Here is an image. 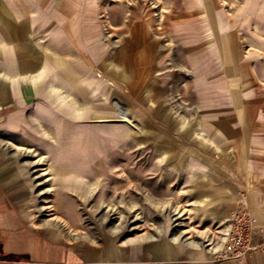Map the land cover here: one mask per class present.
I'll use <instances>...</instances> for the list:
<instances>
[{"label": "rangeland", "instance_id": "obj_1", "mask_svg": "<svg viewBox=\"0 0 264 264\" xmlns=\"http://www.w3.org/2000/svg\"><path fill=\"white\" fill-rule=\"evenodd\" d=\"M172 7L169 0H52L42 5L38 3L41 10L49 8L62 12L65 24L70 25L77 16L84 17V26L95 23L100 34L101 64L109 57L114 58L111 65L113 74L107 73V63L100 68L90 65V73H94L101 83L93 80L76 82L83 78L79 65L63 63L54 66L60 75L70 70L63 85L72 83L76 87L84 83L90 90L73 88L67 99L62 95L59 97L62 103L58 101L53 105L54 111H60V116L71 124L75 122L73 129V125L64 122L70 127L68 133L59 131L54 124L56 142L51 138L42 142L41 135L32 131L19 133L3 128L13 106L5 108V113L0 115V185L6 198L16 205L31 229L52 237L56 242L66 244L87 257L97 253L104 256L112 252L119 254L117 258L100 262L125 264L131 258L168 264H219L228 261L221 257V252L210 263L204 262L205 251L224 247L225 234L230 230L231 219L237 209L235 186L219 161V149L211 145L210 137L200 126L201 114L196 112L198 100L191 96L189 90V71L181 63L180 91L171 90L165 96V107L174 108L178 128L170 124L159 130L146 128L140 93L133 94L130 90L136 78L124 63L139 56L144 31L149 41L161 46L160 51L167 61L165 71L178 68L172 53L174 43L169 18ZM55 20L52 19L53 22ZM41 34L38 33L37 39ZM40 42L38 46L42 48L50 43L48 38ZM136 71L140 77V70ZM57 72L53 73L52 85L61 78ZM75 74L80 75L77 78ZM99 89L100 99L96 94ZM44 101L49 99L37 97L30 104ZM66 101L82 113L78 112L73 117ZM116 103L127 111V117L119 115ZM44 111L49 112L48 109ZM154 122L159 124L156 120ZM79 127H83L82 130ZM108 127L112 131H121L118 134L120 140L111 144L107 151H92L88 143L95 139L96 133ZM78 140L87 143L88 161L84 168L73 161L75 155L70 151ZM203 140L208 141L205 147L201 144ZM204 148L209 162L207 166ZM189 153L193 157L192 176L188 175L187 161H175L174 165V161H170L173 157L187 159ZM80 171L88 174L83 176ZM204 173L207 174L205 187L201 186ZM205 193L208 198L204 201ZM155 202L161 204L160 207L151 204ZM131 240L137 242L133 246L125 244ZM157 243L169 247L176 257H153L150 247ZM192 243L201 246L203 252L186 246ZM134 247H140L138 255ZM143 250L148 252V258L142 256ZM124 252L128 253V258L120 260Z\"/></svg>", "mask_w": 264, "mask_h": 264}, {"label": "crops", "instance_id": "obj_2", "mask_svg": "<svg viewBox=\"0 0 264 264\" xmlns=\"http://www.w3.org/2000/svg\"><path fill=\"white\" fill-rule=\"evenodd\" d=\"M50 1L0 0V115L5 113V108L14 107L2 127L19 133H39L42 142L47 138L56 142L55 125L59 129L61 123L67 121L60 116V111H54L53 105L58 101L62 103L59 97L64 95L67 99L73 88L89 90L84 83L76 87L72 83L63 85L62 75L52 85L53 73L57 70L59 73L54 66L79 65L83 78L76 82L101 83L90 73V65L100 68L107 63V73L111 72L112 76L111 65L115 61L109 57L101 64L100 34L95 23L84 26V17L77 16L70 25L65 24L62 12L38 8V3ZM169 1L173 3L169 15L174 43L172 53L178 68L165 71L167 61L160 51L161 46L149 41L148 36H144L147 32L142 31L139 56L124 62L136 78L130 90L133 94L140 93L146 128L160 130L170 124L178 128L174 108L165 107V96L171 90L180 91V66L183 64L187 68L191 96L198 100L196 112L201 114L200 126L210 137L211 145L218 147L219 161L234 183L235 209L245 203L258 227L253 235L254 251L242 261L228 260L219 264H264V0ZM53 18L57 20L53 22ZM38 33H43L39 39ZM45 38L50 43L39 47L38 42ZM134 67L140 70V77L138 70L133 72ZM79 75L74 76L78 78ZM96 94L100 99V89ZM37 97L49 101L31 105ZM69 107L73 117L82 113ZM42 114L44 117H39ZM155 120L161 125L154 124ZM72 125L73 129L75 122ZM79 128L77 131L83 127ZM201 144L205 147L208 141L203 140ZM190 154L187 159L173 157L170 161H174L173 165L175 161H187L188 175L192 176L193 157ZM204 154L207 166L206 148ZM56 157L59 159L58 155ZM202 178L201 186L205 187L207 174H202ZM206 198L205 193L202 200ZM189 245L195 246H186ZM195 247L203 252L201 246ZM134 248L138 255L140 247ZM222 248L205 251L204 262L210 263ZM150 249L156 258L176 257L164 244H153ZM117 256V252L107 256L97 253L90 258L31 229L0 185V264H110L100 261ZM127 256L124 252L120 260ZM142 256L148 258L149 254L144 251ZM125 264L168 263L131 258Z\"/></svg>", "mask_w": 264, "mask_h": 264}, {"label": "built area", "instance_id": "obj_3", "mask_svg": "<svg viewBox=\"0 0 264 264\" xmlns=\"http://www.w3.org/2000/svg\"><path fill=\"white\" fill-rule=\"evenodd\" d=\"M231 220L221 257L224 260L242 261L256 249L253 235L258 227L245 203L237 209Z\"/></svg>", "mask_w": 264, "mask_h": 264}, {"label": "bare ground", "instance_id": "obj_4", "mask_svg": "<svg viewBox=\"0 0 264 264\" xmlns=\"http://www.w3.org/2000/svg\"><path fill=\"white\" fill-rule=\"evenodd\" d=\"M69 73H70V70L68 69V72H67V70H66V72L64 71V73H62V76L63 77H65V76H68L69 75ZM61 73H58V77H60L61 75H60ZM29 75V74H28ZM25 76V75H24ZM39 83V82H38ZM40 88V87H39ZM39 90V89H38ZM108 97H109V94L107 95V99H108ZM110 100V99H109ZM113 106V105H112ZM117 108H118V110H119V115H121V116H124V117H127L128 115H127V111L126 110H124L123 109V107H122V105L121 104H119V103H116V105H115ZM118 110H117V112H118ZM95 112H97V108H96V110H95ZM120 116V117H121ZM69 130H70V127H69V125H67V124H65L64 122L63 123H61V125H60V127H59V131H61V132H65V133H68L69 132ZM121 132V131H120ZM120 132L117 130V131H112V130H109V127H108V129L107 130H105V128L102 130V132H99V133H96V136H95V139H93V141H91L90 140V143H88V145H90L91 147H92V151H97V152H103V151H107L108 149H109V147H110V145L111 144H114V142H117V141H119L120 140V135L118 136V134H120ZM111 135H113L112 137H114L115 139L114 140H112V137H111ZM86 144L87 143H85L84 141H79L78 140V142L75 144L76 146H74V147H72L71 148V152H72V154H74L75 155V157L73 158L74 160L73 161H75L76 163H79L81 166L80 167H83L84 168V166L83 165H85L86 164V162L88 161V157H86ZM134 155H136V154H134ZM144 156V155H143ZM142 156V157H143ZM132 159H133V157H132ZM135 159V158H134ZM133 159V160H134ZM139 160V159H138ZM131 161V160H130ZM135 161H136V159H135ZM129 162V161H128ZM127 163V162H126ZM133 163V162H132ZM139 163V162H138ZM126 165V164H125ZM142 166V165H141ZM83 168H81V169H83ZM129 169H131V168H129ZM145 169H147V168H145ZM119 172V171H118ZM131 172V171H130ZM80 173H82V175L83 176H86L88 173H84V172H82V171H80ZM121 174V173H120ZM127 175V174H126ZM123 177V176H122ZM205 178V177H204ZM115 179V178H114ZM117 179V178H116ZM118 180V179H117ZM124 181V180H123ZM128 182H129V180H128ZM96 183V182H95ZM104 183V182H103ZM99 184V183H98ZM97 184V185H98ZM105 184V183H104ZM131 185V184H130ZM106 186V185H105ZM86 187V186H85ZM126 187V186H125ZM102 191H103V189H102ZM117 192V191H116ZM144 202H146V200L144 201ZM148 202H150L149 200H148ZM150 204V203H149ZM152 205H155L157 208H158V206L160 207V205L158 204V203H151ZM136 205V204H135ZM133 207H131V209H132ZM43 226H45V225H43ZM64 230V229H63ZM225 236H227V233L225 234ZM226 238L227 237H225L224 238V242L226 241ZM176 240V239H175ZM175 240H173V242H175ZM135 241L136 240H134V241H128V242H125V244H127V245H129V244H132V243H135ZM178 241V240H177ZM137 242V241H136ZM193 244V243H192ZM195 247V246H194ZM197 247H198V245H197ZM215 248V247H214ZM213 249V248H212ZM211 249V250H212ZM219 249V248H218ZM223 249H224V247L222 248V251H223ZM217 250V249H216ZM221 251V252H222ZM210 258V257H209Z\"/></svg>", "mask_w": 264, "mask_h": 264}]
</instances>
